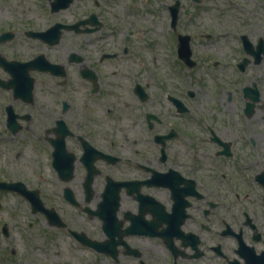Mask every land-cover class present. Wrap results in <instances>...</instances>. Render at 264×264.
<instances>
[{
    "label": "flooded vegetation",
    "instance_id": "1",
    "mask_svg": "<svg viewBox=\"0 0 264 264\" xmlns=\"http://www.w3.org/2000/svg\"><path fill=\"white\" fill-rule=\"evenodd\" d=\"M91 1L0 0V193L96 262L264 264V0Z\"/></svg>",
    "mask_w": 264,
    "mask_h": 264
},
{
    "label": "rangeland",
    "instance_id": "2",
    "mask_svg": "<svg viewBox=\"0 0 264 264\" xmlns=\"http://www.w3.org/2000/svg\"><path fill=\"white\" fill-rule=\"evenodd\" d=\"M149 6H143L140 1L136 4L143 9L144 17L146 19V26L154 25L148 21L149 18H156V25L158 15L154 18L146 12L150 9L151 12H162V3H171L173 0H155ZM87 6H94L91 0H87ZM109 7L123 11L125 4H129L127 0H110ZM164 14V13H163ZM155 25V26H156ZM141 25H136L139 28ZM163 29L155 30L152 35L157 37V32ZM16 42L10 43L14 49L12 52L19 55V57H27L30 54V44L23 39L15 38ZM12 44V45H11ZM10 94L0 95V108L1 103L13 102L10 99ZM3 128L0 127V178H6L9 174L13 177H18L17 168H24L27 161H30L32 155V145L28 144L25 148V154L16 156V152L21 145L17 142L18 134L7 133V139H3ZM28 153V154H27ZM29 156L30 159H27ZM14 170V171H12ZM0 220L5 221L9 227L8 235L0 233V264H61L63 261L71 262L72 264H105L101 261H95L94 255L86 254L81 250L78 245H74L73 241L68 237L60 234L52 240H46L45 236H38L35 234L33 225L34 214L30 212V207L23 199H20L12 193H0ZM32 222V224H30ZM45 249V250H44ZM58 252V255L54 253ZM57 260V261H56ZM59 262V263H58Z\"/></svg>",
    "mask_w": 264,
    "mask_h": 264
},
{
    "label": "water",
    "instance_id": "3",
    "mask_svg": "<svg viewBox=\"0 0 264 264\" xmlns=\"http://www.w3.org/2000/svg\"><path fill=\"white\" fill-rule=\"evenodd\" d=\"M176 8H177L176 4L170 6L172 14L175 13ZM25 63H28V62H25ZM29 87H30V85H29ZM14 88H16V86ZM12 130H15V128H13ZM15 188L16 187H15L14 183H7V182H3V181L0 182V190H13Z\"/></svg>",
    "mask_w": 264,
    "mask_h": 264
}]
</instances>
